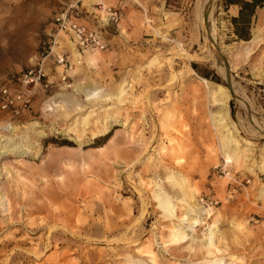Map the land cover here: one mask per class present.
<instances>
[{"label": "rangeland", "instance_id": "1", "mask_svg": "<svg viewBox=\"0 0 264 264\" xmlns=\"http://www.w3.org/2000/svg\"><path fill=\"white\" fill-rule=\"evenodd\" d=\"M233 1L0 0V84L50 46L71 66L0 110V152L27 142L0 155V264H264V3L240 38ZM77 3L93 63L54 24Z\"/></svg>", "mask_w": 264, "mask_h": 264}, {"label": "built area", "instance_id": "2", "mask_svg": "<svg viewBox=\"0 0 264 264\" xmlns=\"http://www.w3.org/2000/svg\"><path fill=\"white\" fill-rule=\"evenodd\" d=\"M82 10L77 3L64 12L57 14L54 24L58 32H63L70 37L75 49L79 53L87 51H105L108 48L106 37L101 29L91 28L82 24L80 14ZM109 22H119L121 13L118 10H109ZM56 44V43H54ZM53 47L36 58L33 66L28 68L17 79V83L0 84V110L14 117H22L30 112L36 87L43 90L50 88L48 59L54 58V64L62 68V78L66 79L70 63L65 53L53 54Z\"/></svg>", "mask_w": 264, "mask_h": 264}, {"label": "bare ground", "instance_id": "3", "mask_svg": "<svg viewBox=\"0 0 264 264\" xmlns=\"http://www.w3.org/2000/svg\"><path fill=\"white\" fill-rule=\"evenodd\" d=\"M76 5V4H75ZM108 17V16H107ZM109 21V18H106V22H108ZM71 44L73 45V43L71 42ZM73 47H74V45H73ZM74 50L76 51V49H75V47H74ZM77 52V51H76ZM88 52V53H87ZM86 53L88 54V57H87V60H88V62H90V63H93V62H95L96 61V57H95V55L93 54V53H91V52H93V51H87ZM78 53V52H77ZM61 68V67H60ZM126 83H127V79L126 80H124L123 82H122V84H121V86H120V90H118V92L117 93H114V92H111V93H109V94H107V99H111V100H115V99H119V98H121L124 94H125V92H126V89H125V87H126ZM78 91H79V93L86 99V101H89V102H91V104H92V101H93V99H100V97L101 96H98L100 93H99V91L97 90V89H95V88H92V87H90V86H78ZM215 92H217V88L216 87H211V94H213V93H215ZM128 93V92H127ZM128 97V96H127ZM95 102V101H94ZM152 114V113H151ZM110 116H106V118L108 119ZM15 128L13 127L12 128V130H14ZM104 133H107L108 132V127H105L104 128V131H103ZM230 140V139H229ZM229 140L227 139V142H229ZM26 141H24V140H21L20 142H11V144H9V146H6L5 147V151L4 152H0V155H2V154H4V153H7V152H9V151H12V152H19L20 153V150L22 149V148H24L25 147V145H26ZM2 198V197H1ZM167 205H168V208L169 209H171L172 208V202L171 201H168V203H167ZM202 211V210H201ZM200 212V211H199ZM199 222V220H195L194 221V224H197ZM217 223V221H215L214 222V225ZM213 228H214V226H211L210 227V233L209 234H207L206 235V242H204L203 244H200L199 246H193L192 248L194 249H200V248H212V240H213V238H212V236H213ZM116 241H118V240H116ZM216 248V247H215ZM210 251V250H209ZM36 252V251H35ZM200 252V251H199ZM39 253V252H38ZM207 252H205V254H206ZM209 253H211V252H209ZM205 254H203V255H205ZM36 255H37V253H36ZM37 257V256H36ZM154 263L155 264H158V262L157 261H154Z\"/></svg>", "mask_w": 264, "mask_h": 264}, {"label": "trees", "instance_id": "4", "mask_svg": "<svg viewBox=\"0 0 264 264\" xmlns=\"http://www.w3.org/2000/svg\"><path fill=\"white\" fill-rule=\"evenodd\" d=\"M232 3H238L241 5L240 15L238 18L234 19V24L237 29V35L240 38H243L245 33L243 32L244 30L242 27H245L247 24H249L251 17L255 13V8L263 4L264 0H252L251 2L241 0L239 2L233 1Z\"/></svg>", "mask_w": 264, "mask_h": 264}, {"label": "crops", "instance_id": "5", "mask_svg": "<svg viewBox=\"0 0 264 264\" xmlns=\"http://www.w3.org/2000/svg\"><path fill=\"white\" fill-rule=\"evenodd\" d=\"M92 7V6H91ZM103 21V20H102ZM104 22V21H103ZM105 24H107L108 22H104Z\"/></svg>", "mask_w": 264, "mask_h": 264}]
</instances>
